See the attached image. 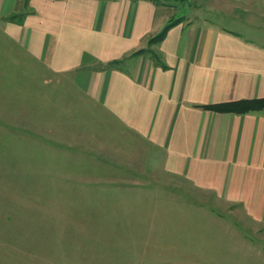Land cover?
I'll use <instances>...</instances> for the list:
<instances>
[{"label":"crops","instance_id":"1","mask_svg":"<svg viewBox=\"0 0 264 264\" xmlns=\"http://www.w3.org/2000/svg\"><path fill=\"white\" fill-rule=\"evenodd\" d=\"M171 17L182 20L150 46ZM0 30L71 77L106 123L152 146L162 171L203 202L159 209L150 201L192 194L89 193L102 201L88 209L92 239L71 241L68 260L62 243L55 259L41 240L23 264H59L58 250L61 264H264V112L207 109L264 98V0H0Z\"/></svg>","mask_w":264,"mask_h":264},{"label":"rangeland","instance_id":"2","mask_svg":"<svg viewBox=\"0 0 264 264\" xmlns=\"http://www.w3.org/2000/svg\"><path fill=\"white\" fill-rule=\"evenodd\" d=\"M100 111L71 77L50 74L0 30V264H23L25 256L35 262L41 240L55 259L52 249L61 243L64 258L72 257L77 250L71 241L95 235V223L88 221L96 213L88 209L102 201L88 199L89 193L185 192L192 198L152 200L150 207L203 205L195 189L162 171L152 146L114 121L106 123ZM207 206L223 208L233 219L214 198L207 197ZM63 253L58 250L59 264Z\"/></svg>","mask_w":264,"mask_h":264},{"label":"trees","instance_id":"3","mask_svg":"<svg viewBox=\"0 0 264 264\" xmlns=\"http://www.w3.org/2000/svg\"><path fill=\"white\" fill-rule=\"evenodd\" d=\"M157 4H161V0H152ZM182 19L171 17L167 26L162 30L161 33L153 37L149 44L150 46L157 45L164 40L168 31L175 25L181 22ZM149 53L152 58L156 59V55L152 51H141L139 54ZM122 64L121 61H115L109 64V67L115 68ZM208 110L218 113H232V114H246L249 112H264V98L255 100H243L231 103H223L219 105H213L207 107Z\"/></svg>","mask_w":264,"mask_h":264}]
</instances>
